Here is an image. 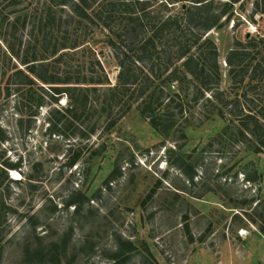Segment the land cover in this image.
Returning <instances> with one entry per match:
<instances>
[{
	"label": "rangeland",
	"instance_id": "374dc122",
	"mask_svg": "<svg viewBox=\"0 0 264 264\" xmlns=\"http://www.w3.org/2000/svg\"><path fill=\"white\" fill-rule=\"evenodd\" d=\"M41 1L0 0V264H264V149L229 134L212 106L228 120L238 103L246 112L264 110V0L216 1L221 20L205 36L219 50L214 91L222 100L208 102L212 92L203 98L189 81L184 90L158 81L186 94L191 106L179 119L185 128L164 133L137 104L108 127L93 109L72 119L67 96H52L50 84H9L26 65L8 43L24 54ZM149 2L151 16L176 20L193 4ZM98 23L86 32L66 22L59 35L69 31L73 43L77 33L82 44L72 62L89 79L99 60L113 86L120 71L109 44L115 35ZM197 28L199 35L207 29ZM237 50L249 56L245 72L235 74L227 59L236 61ZM5 160L21 166L18 176L1 174Z\"/></svg>",
	"mask_w": 264,
	"mask_h": 264
},
{
	"label": "trees",
	"instance_id": "16d2710c",
	"mask_svg": "<svg viewBox=\"0 0 264 264\" xmlns=\"http://www.w3.org/2000/svg\"><path fill=\"white\" fill-rule=\"evenodd\" d=\"M184 1H192L193 4L183 11L188 12L185 18L176 20L171 16L168 19L160 15L151 16L149 0H43L35 9L32 32L24 54L21 55L20 51L8 43L11 53L26 65L16 67L11 75V83H8L30 87L37 85L36 81L50 84L52 96H67L65 113L72 119H80L88 109H93L105 115L107 126L112 127L125 112L137 104L140 113L149 118L151 125L158 131L164 133L174 126H181L179 119L183 121L182 119L189 117L190 100L180 90L171 94L166 90L165 84L175 81L179 89L184 90V81H189L203 98L207 92H212L207 97L208 102L214 103L212 99L219 102L222 100L215 95V91H219L217 85L222 75L219 50L215 42L208 35L205 36L221 20V16L215 12L217 0H160L159 6L169 8L170 4ZM236 1L238 0L227 2ZM197 10L208 13L196 14L194 11ZM65 21L78 26L76 30L83 25L86 32L91 29V25L97 26L98 22H103L112 31L115 37L109 38V44L115 49L120 67L115 85L112 86L109 82L110 77L99 60L94 63L98 65V71L92 69L93 76L89 79L82 72L84 68L80 63L72 62L82 43L79 42L77 33H73L76 36L73 43H70L69 31H65V35H59ZM113 26L116 27L115 31ZM202 26L207 29L204 34L199 35L197 27ZM192 45L197 46L196 54L191 53ZM83 53L86 56L88 52L84 50ZM248 54L237 50L233 56L236 61L232 57L228 58L230 72H245ZM236 67L241 69L235 70ZM84 81L93 85L81 86ZM158 81H164L165 84ZM233 83L243 84L244 79L242 77L236 81L233 78ZM7 90H10V86ZM89 91L95 93V98ZM199 94L196 98L201 96ZM38 104L42 102L39 101ZM123 105H126L125 109L122 108ZM212 106L224 121H228L226 128L230 130L229 134L254 143L255 152L264 149V110L256 113L248 109L246 112L238 103L236 111H229L228 120L227 113L222 108L215 104ZM115 108L119 111H114ZM117 112L118 116H115L114 113ZM70 123L73 125V122ZM181 127L185 128V125ZM221 135H227L226 130ZM1 169V174L8 178L10 169L21 171V166L17 162L5 160Z\"/></svg>",
	"mask_w": 264,
	"mask_h": 264
},
{
	"label": "bare ground",
	"instance_id": "6f19581e",
	"mask_svg": "<svg viewBox=\"0 0 264 264\" xmlns=\"http://www.w3.org/2000/svg\"><path fill=\"white\" fill-rule=\"evenodd\" d=\"M12 172H13L12 174H13L14 176H18V175L20 174L17 170H13V169H12Z\"/></svg>",
	"mask_w": 264,
	"mask_h": 264
},
{
	"label": "water",
	"instance_id": "95a60500",
	"mask_svg": "<svg viewBox=\"0 0 264 264\" xmlns=\"http://www.w3.org/2000/svg\"><path fill=\"white\" fill-rule=\"evenodd\" d=\"M186 7H187V3L185 2V3H183V8L185 9Z\"/></svg>",
	"mask_w": 264,
	"mask_h": 264
}]
</instances>
